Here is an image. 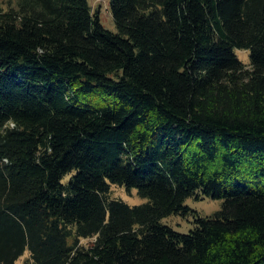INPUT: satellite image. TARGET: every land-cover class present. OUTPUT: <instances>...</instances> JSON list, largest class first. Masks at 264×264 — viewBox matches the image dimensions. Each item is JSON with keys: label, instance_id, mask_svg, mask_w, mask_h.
I'll use <instances>...</instances> for the list:
<instances>
[{"label": "trees", "instance_id": "1", "mask_svg": "<svg viewBox=\"0 0 264 264\" xmlns=\"http://www.w3.org/2000/svg\"><path fill=\"white\" fill-rule=\"evenodd\" d=\"M108 2L0 5V264H264V0Z\"/></svg>", "mask_w": 264, "mask_h": 264}, {"label": "rangeland", "instance_id": "2", "mask_svg": "<svg viewBox=\"0 0 264 264\" xmlns=\"http://www.w3.org/2000/svg\"><path fill=\"white\" fill-rule=\"evenodd\" d=\"M7 0H0V5L6 4ZM91 3V7L93 11L98 10V14L101 20L102 25L108 29L115 31L116 25L113 17L110 15L109 10V2L108 0H88ZM236 55H238L239 59L243 62L248 63L250 61V55L248 50L240 48L235 49ZM110 195L114 198L118 197L122 200L131 204H142L145 202L143 198H141L137 194V190L130 189L127 190L125 187L120 185H111ZM222 204V200L220 199H211L207 196H199L195 198L194 196L188 197L186 201V205H189L192 209L196 210L200 215H210L216 209L220 208ZM162 222L169 225L171 228H175L180 232H188L194 223V214L190 213L187 216L182 214H173L162 218ZM83 243H87L88 240H82ZM28 252H24L22 256L19 257L18 263L23 264L25 258H27Z\"/></svg>", "mask_w": 264, "mask_h": 264}]
</instances>
